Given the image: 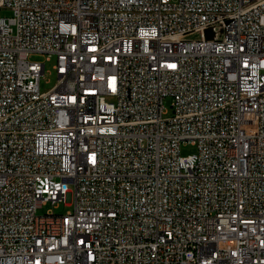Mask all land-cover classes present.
Listing matches in <instances>:
<instances>
[{
    "label": "built area",
    "instance_id": "2783aa9c",
    "mask_svg": "<svg viewBox=\"0 0 264 264\" xmlns=\"http://www.w3.org/2000/svg\"><path fill=\"white\" fill-rule=\"evenodd\" d=\"M0 264H264V0H0Z\"/></svg>",
    "mask_w": 264,
    "mask_h": 264
},
{
    "label": "rangeland",
    "instance_id": "374dc122",
    "mask_svg": "<svg viewBox=\"0 0 264 264\" xmlns=\"http://www.w3.org/2000/svg\"><path fill=\"white\" fill-rule=\"evenodd\" d=\"M12 15V12L10 10H2L1 16L3 17H10ZM32 61L36 62H42L45 63V73L41 77L40 80V88L42 92H46L50 90L56 83L57 81V75L54 70V65H55V57L49 58L48 55L45 54H34L31 56ZM165 107L168 110L167 114L165 117H170L172 115V108H171V101L167 100L165 102ZM196 152V148L192 145H186L182 147L181 153L184 156L191 155ZM53 206L52 204H47L44 205L43 207L38 209V214L39 215H44L48 211L52 210ZM72 206H67L64 203L60 204L56 208V213L57 214H62L65 215L68 211L72 210Z\"/></svg>",
    "mask_w": 264,
    "mask_h": 264
},
{
    "label": "water",
    "instance_id": "95a60500",
    "mask_svg": "<svg viewBox=\"0 0 264 264\" xmlns=\"http://www.w3.org/2000/svg\"><path fill=\"white\" fill-rule=\"evenodd\" d=\"M211 32H212L211 30L206 31V38H207V39H211V38H212V36H211V35H212Z\"/></svg>",
    "mask_w": 264,
    "mask_h": 264
}]
</instances>
